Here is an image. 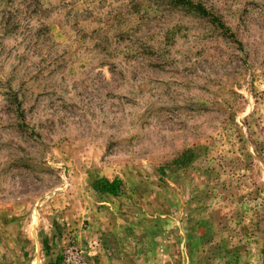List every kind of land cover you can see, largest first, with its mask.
<instances>
[{"label": "rangeland", "instance_id": "1", "mask_svg": "<svg viewBox=\"0 0 264 264\" xmlns=\"http://www.w3.org/2000/svg\"><path fill=\"white\" fill-rule=\"evenodd\" d=\"M191 1L0 0V264H264V0Z\"/></svg>", "mask_w": 264, "mask_h": 264}, {"label": "trees", "instance_id": "2", "mask_svg": "<svg viewBox=\"0 0 264 264\" xmlns=\"http://www.w3.org/2000/svg\"><path fill=\"white\" fill-rule=\"evenodd\" d=\"M171 2L175 3V5H181L186 7L187 9H190L191 11L196 12L198 15H202L204 17H211L210 19L213 22H218V26H223L222 22L219 19V16L210 12L208 8H206L203 4L200 3H195L191 0H171ZM18 106H20V102L15 101ZM21 113V111L19 110ZM192 154L188 155V153H183L182 158L180 159H175L177 164H185L189 161L190 157ZM121 185H122V180L120 179H115L113 181H109L107 179L104 180H99L95 182V187L102 192H107L112 195H117L121 192Z\"/></svg>", "mask_w": 264, "mask_h": 264}]
</instances>
